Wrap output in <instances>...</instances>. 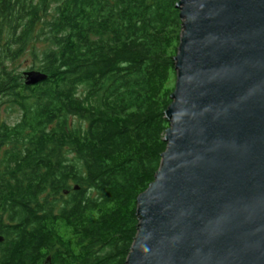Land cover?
<instances>
[{
	"label": "trees",
	"instance_id": "1",
	"mask_svg": "<svg viewBox=\"0 0 264 264\" xmlns=\"http://www.w3.org/2000/svg\"><path fill=\"white\" fill-rule=\"evenodd\" d=\"M178 1L0 0V108L20 111L0 117V264H125L167 145ZM37 42L27 86L11 64Z\"/></svg>",
	"mask_w": 264,
	"mask_h": 264
},
{
	"label": "water",
	"instance_id": "2",
	"mask_svg": "<svg viewBox=\"0 0 264 264\" xmlns=\"http://www.w3.org/2000/svg\"><path fill=\"white\" fill-rule=\"evenodd\" d=\"M176 7L167 145L137 197L125 264H264V0ZM22 77L30 86L46 74Z\"/></svg>",
	"mask_w": 264,
	"mask_h": 264
},
{
	"label": "rangeland",
	"instance_id": "3",
	"mask_svg": "<svg viewBox=\"0 0 264 264\" xmlns=\"http://www.w3.org/2000/svg\"><path fill=\"white\" fill-rule=\"evenodd\" d=\"M45 45L42 42H37L36 44L30 45L29 50L20 57L16 61H14L11 66L16 70L18 73H23L26 71H29L30 67L32 66L33 62V56L31 55L34 51H40L44 49ZM176 77L174 78V81L172 84L175 85ZM7 103L1 106L0 108V117L1 119L7 121L8 123H11L13 121H16L20 115V111L18 108L13 107L9 108L6 106Z\"/></svg>",
	"mask_w": 264,
	"mask_h": 264
}]
</instances>
